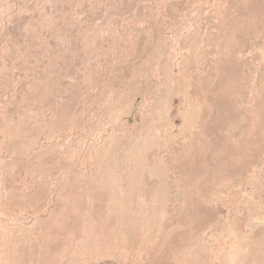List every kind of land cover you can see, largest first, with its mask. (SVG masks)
I'll return each instance as SVG.
<instances>
[{
	"label": "rangeland",
	"instance_id": "obj_1",
	"mask_svg": "<svg viewBox=\"0 0 264 264\" xmlns=\"http://www.w3.org/2000/svg\"><path fill=\"white\" fill-rule=\"evenodd\" d=\"M0 264H264V0H0Z\"/></svg>",
	"mask_w": 264,
	"mask_h": 264
}]
</instances>
